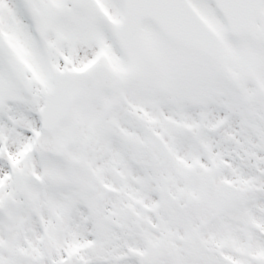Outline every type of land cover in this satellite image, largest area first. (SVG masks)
I'll return each instance as SVG.
<instances>
[{"label": "snow or ice", "instance_id": "obj_1", "mask_svg": "<svg viewBox=\"0 0 264 264\" xmlns=\"http://www.w3.org/2000/svg\"><path fill=\"white\" fill-rule=\"evenodd\" d=\"M0 264H264V0H0Z\"/></svg>", "mask_w": 264, "mask_h": 264}]
</instances>
